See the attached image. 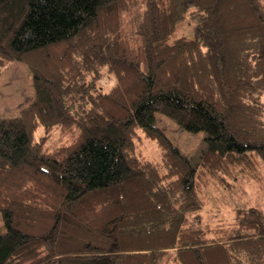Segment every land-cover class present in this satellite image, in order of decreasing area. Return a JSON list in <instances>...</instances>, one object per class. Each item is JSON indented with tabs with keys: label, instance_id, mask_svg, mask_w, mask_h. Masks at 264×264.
<instances>
[{
	"label": "trees",
	"instance_id": "obj_1",
	"mask_svg": "<svg viewBox=\"0 0 264 264\" xmlns=\"http://www.w3.org/2000/svg\"><path fill=\"white\" fill-rule=\"evenodd\" d=\"M12 60L34 98L0 118V264H264V207L202 215L207 176L264 169V0H0ZM155 112L205 132L196 164ZM55 127L76 133L49 148Z\"/></svg>",
	"mask_w": 264,
	"mask_h": 264
},
{
	"label": "rangeland",
	"instance_id": "obj_2",
	"mask_svg": "<svg viewBox=\"0 0 264 264\" xmlns=\"http://www.w3.org/2000/svg\"><path fill=\"white\" fill-rule=\"evenodd\" d=\"M193 20L184 18L176 24L173 36H193ZM114 75L106 67L103 68L97 86L107 91L113 85ZM34 98L32 71L24 61L12 60L1 67L0 73V118L16 116L19 110L26 107ZM154 121L159 126L180 153L196 164L205 147L204 131H188L179 126L173 119L155 112ZM38 126L34 131L36 139L44 132ZM73 128L62 130L53 128L48 134L46 146L51 148L60 143L69 142L75 135ZM141 135V132L139 131ZM138 151L146 159L157 161L159 149L151 139L140 137ZM260 170V169H259ZM259 172V171H258ZM259 179L244 177L241 174L231 177L219 173L220 177L207 176V186L204 188L203 217L208 221L225 222L231 220L233 207L240 204H257L264 207V169L261 170ZM226 221H223V220ZM5 231V226L0 215V233Z\"/></svg>",
	"mask_w": 264,
	"mask_h": 264
}]
</instances>
